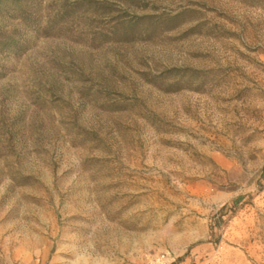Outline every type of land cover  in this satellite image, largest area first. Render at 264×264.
Returning <instances> with one entry per match:
<instances>
[{
  "label": "rangeland",
  "instance_id": "374dc122",
  "mask_svg": "<svg viewBox=\"0 0 264 264\" xmlns=\"http://www.w3.org/2000/svg\"><path fill=\"white\" fill-rule=\"evenodd\" d=\"M19 1L0 264H264V0Z\"/></svg>",
  "mask_w": 264,
  "mask_h": 264
},
{
  "label": "trees",
  "instance_id": "16d2710c",
  "mask_svg": "<svg viewBox=\"0 0 264 264\" xmlns=\"http://www.w3.org/2000/svg\"><path fill=\"white\" fill-rule=\"evenodd\" d=\"M14 6H16L18 10L22 8V4L19 0H0V11L11 10ZM2 47H7V45L3 44Z\"/></svg>",
  "mask_w": 264,
  "mask_h": 264
}]
</instances>
